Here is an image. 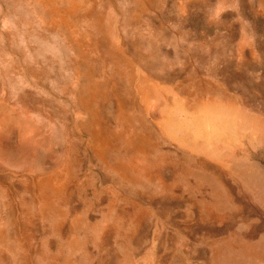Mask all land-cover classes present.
<instances>
[{
	"label": "rangeland",
	"instance_id": "obj_1",
	"mask_svg": "<svg viewBox=\"0 0 264 264\" xmlns=\"http://www.w3.org/2000/svg\"><path fill=\"white\" fill-rule=\"evenodd\" d=\"M0 264H264V0H0Z\"/></svg>",
	"mask_w": 264,
	"mask_h": 264
}]
</instances>
